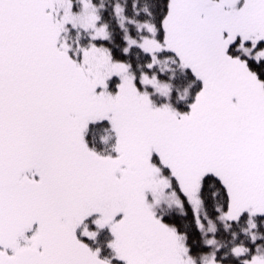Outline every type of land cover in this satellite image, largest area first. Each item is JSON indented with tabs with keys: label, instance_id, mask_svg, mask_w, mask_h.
Listing matches in <instances>:
<instances>
[{
	"label": "snow or ice",
	"instance_id": "snow-or-ice-1",
	"mask_svg": "<svg viewBox=\"0 0 264 264\" xmlns=\"http://www.w3.org/2000/svg\"><path fill=\"white\" fill-rule=\"evenodd\" d=\"M0 264H264V0H0Z\"/></svg>",
	"mask_w": 264,
	"mask_h": 264
},
{
	"label": "trees",
	"instance_id": "trees-1",
	"mask_svg": "<svg viewBox=\"0 0 264 264\" xmlns=\"http://www.w3.org/2000/svg\"><path fill=\"white\" fill-rule=\"evenodd\" d=\"M105 2L110 3V0H105ZM105 15L107 17V13ZM110 23H111L112 27L116 30V37L115 38L117 41H119L120 33H119V28L117 27V22L115 20H111ZM113 85H114V82H113ZM113 85H112V87H113ZM97 147L99 148L102 146L97 145ZM166 219H168V218H166ZM186 219L191 220V211L190 210H189V215ZM168 222H173V220H168ZM175 222L179 223V219H176ZM111 239H112L111 233L109 232V230L107 228H105L104 230H102L99 233L96 242H93L92 240H89V239H86V241L93 246L101 244V246H103L105 249L104 254L105 255H111V250L107 247V242Z\"/></svg>",
	"mask_w": 264,
	"mask_h": 264
},
{
	"label": "rangeland",
	"instance_id": "rangeland-1",
	"mask_svg": "<svg viewBox=\"0 0 264 264\" xmlns=\"http://www.w3.org/2000/svg\"><path fill=\"white\" fill-rule=\"evenodd\" d=\"M115 79H116V78H113V82H115ZM198 87H199L198 85H197L196 87H194V89H193V95H194L195 91L198 90ZM113 90H114V85H113ZM92 219H94V217H90L89 220H88L87 222L89 223V226H90V227L94 228L95 226L91 224V220H92ZM112 238H113V237H112ZM81 239H83L86 243H88V242L86 241V239H88L87 237H81ZM88 244H89L90 246H92L93 248H96L97 246L101 247V249H102V255L107 256V255L104 254L105 249H104L103 246H101V244H99V245H95V246L91 245L90 243H88Z\"/></svg>",
	"mask_w": 264,
	"mask_h": 264
}]
</instances>
